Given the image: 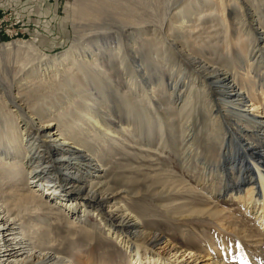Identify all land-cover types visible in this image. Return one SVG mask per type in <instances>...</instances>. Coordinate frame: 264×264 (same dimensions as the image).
<instances>
[{"label":"bare ground","instance_id":"6f19581e","mask_svg":"<svg viewBox=\"0 0 264 264\" xmlns=\"http://www.w3.org/2000/svg\"><path fill=\"white\" fill-rule=\"evenodd\" d=\"M102 1H66L64 18L70 13L73 19L66 22L65 31L73 28V37L63 50L47 52L36 39L0 43V264L71 263L50 247L32 244L24 223L14 215L21 211L28 219L55 216L65 227H80L84 237L96 240L95 246L116 243L125 252L120 259L128 264H207L203 253L217 251L218 246L222 259L231 250L248 248L247 241L256 246L264 231V102L253 101L254 89L251 98L244 99L236 78L241 77L246 86L250 74L260 73L255 67L264 73L261 55L250 42L254 47L238 54V62L246 61L248 66L240 65L242 72L215 81L209 79V64L203 62L198 67L205 71L201 90L196 89V79L179 84L186 89L181 90L184 99L176 102L172 95H183L176 80L166 98V73L162 71L157 82L149 84L147 64L152 59L168 61L174 51L183 53L181 37L186 41L189 28L196 26H186L184 21L175 25L183 36H165L162 42L171 49L163 48L159 58L144 24L147 0H109L108 6L118 17L111 40L96 32L105 10ZM214 1L216 7L223 3ZM221 19L225 22L223 15ZM253 29L261 36L260 27ZM214 82L220 87L222 102H207ZM138 92L142 104L135 105ZM201 93L205 98L199 102ZM174 116H179L177 121ZM140 123L151 138L134 144L162 154L156 158L162 164L159 168L150 169L151 162L133 165L131 161L134 149L129 144ZM118 144L122 145L120 158L113 153ZM139 152L137 156H154ZM81 159L84 167L78 172L73 164ZM44 161L47 167L42 166ZM55 164L61 173L44 171ZM105 168L111 178L121 175L136 186L152 170L147 185L150 199L137 191L122 196L121 190H109V183L106 188ZM6 177L12 183L6 184ZM227 207L238 212L229 222ZM163 223L173 226L176 234L191 230L199 238L206 237V251L185 247L177 237L166 238V231L159 227ZM214 223L219 239L208 237ZM223 227L238 236L240 247L233 238L230 248Z\"/></svg>","mask_w":264,"mask_h":264},{"label":"rangeland","instance_id":"374dc122","mask_svg":"<svg viewBox=\"0 0 264 264\" xmlns=\"http://www.w3.org/2000/svg\"><path fill=\"white\" fill-rule=\"evenodd\" d=\"M66 1L67 0H0V43L13 41L15 39H36L38 43H40L41 48L46 50L47 52H57L65 49L66 47H68L73 37V28L71 29L72 25H70L69 27V29H71V32L67 33L65 31L66 22H71L73 19L71 17L72 14L70 13H67V18H64V5L66 4ZM109 3V0H103L101 3L102 7H105V10L103 12V16L99 20H97L99 23H101V29L96 31L98 34H101L102 38H105L107 40L113 39L116 31V26L118 24V17L114 13V10L108 6ZM147 3L148 6L146 12V22L144 24H146L149 39H152L151 41H153L152 50H155L154 52H156L159 58L160 55L161 58L164 55V49H171L170 47H167V44H164L162 42L165 36L171 39H175V33L176 35L181 34V36H183V34L175 28V25H181L184 21V25L186 26H196L194 27L195 30L189 28L191 33L186 41L183 37H181V40L185 42L183 53L181 52V54H179V52L173 50L174 57H172L168 61L164 60L165 62H162L163 60L160 61L157 59H152L147 64L149 72V80H147V83L149 84L156 83L158 80L157 78L159 77L160 73H162V71L166 73L167 77L163 81L164 86L166 85L164 87L165 93L163 95L166 98L170 97V94L172 92V86L174 85L175 80L176 83H178V90H180V92L181 90H184L186 88L185 86H179V84L182 85L184 83L183 85H185L187 84V81L188 84H190L193 79H196V89L201 90V80L205 71H200L198 67L203 62H206L207 65L209 64V68L207 70L209 71L207 72L210 76L209 79L211 81H215L217 80V78H220V76L224 77L226 75L225 77H232V74L234 75L236 73L242 72V70L239 69L240 65L248 66L247 64L249 63L246 61L245 63L244 61L242 62L243 65L238 62V54L240 53V50L249 51L255 46L254 49H256L257 54L261 55L260 60L264 61V0H223L221 6L217 5L219 9L218 7H216L214 0H147ZM110 10L112 11V13L110 12ZM167 11L168 14L166 15L165 13H167ZM165 15V22L164 24H162ZM221 15L224 16L225 22L221 19ZM130 26H132L133 28L139 27L138 25ZM254 27H260V30L262 32L261 36H259L255 32V30L253 29ZM174 29L176 31H174ZM238 31H240L241 33ZM213 32L216 33L213 34ZM231 32L233 35L230 34ZM204 35L207 37L205 38ZM191 36L194 38V40ZM246 36L249 38H247ZM204 40H206V43L204 42ZM248 46L251 48H249ZM160 47L162 48L160 49ZM206 49L210 50L208 51ZM210 56L211 59L209 58ZM180 60L182 61L179 62ZM159 67H162V69H160ZM194 67L197 69H194ZM163 69H165L166 71ZM255 69L260 73H258V75L256 76L250 74L248 79L246 80V86L242 84L243 79L241 77L236 78L237 85L242 89V93L245 97L244 99L251 98L250 96L252 95V91L254 89V95L256 96L253 98V101L264 102L263 94H261L264 93L262 91L264 90V73H262V69L259 70L256 67ZM176 70L179 73H177ZM177 74L181 75L178 76ZM209 88V93H211H208L209 98L207 99V102H222L219 99L220 95L218 90L220 87L216 84V82H214L213 84L210 83ZM181 93L183 95L180 98L177 94L172 95L176 102H181L184 99V91ZM139 97L140 96L138 92L137 94H135V102H133L135 105L142 104V102H138ZM204 98L205 97L201 93V97H199V102L204 100ZM260 110H262L261 107ZM178 118L179 116H174V121H177ZM136 126L138 128L136 129V132L134 131V137L131 138L132 142L131 144H129V146L133 147L134 149V151L132 152L133 156H131V161L133 162V165H135L136 162H146V164L148 162H151L152 166L150 169L159 168L160 166H162V164H159L160 161L156 158H158V156H163L162 154H159L155 150L149 149L146 146L139 148L137 145L134 144L135 141L145 142L146 140L151 138V135L148 133L147 129L144 128L143 123L137 124ZM155 135L158 136L159 133L155 132ZM117 138L119 142H121V144L125 143L124 141H121V137ZM114 146L116 148V150H113V153H116L115 157H122V155L120 154L122 152V145L121 147L119 146V144L117 146ZM83 149L85 150L86 148ZM118 151L120 153H118ZM139 151H142L144 153L148 152L149 154H153L154 156H137L135 152L140 153ZM86 153L90 154L88 150H86ZM47 165V162H42V166L47 167ZM58 166L60 167V165L57 164L51 165L48 167L49 169H46L44 171H56ZM73 166L75 170H77L78 172H82L83 170L81 169V167H84V160L81 159L77 162H74ZM121 169L122 168L119 167L118 171H121ZM104 170L107 172L103 173L105 177L103 176L104 179L102 180L105 184L109 183V190H121L123 191L121 195H125L126 197L129 195H134L135 191H137L139 192V196H144L150 199L152 192L149 191L147 185L150 183L148 175L153 173L152 170L147 173L146 178L139 179V182H137V184L139 183V185L137 186L134 185L136 184L135 182L132 183L131 181H128L127 178H124L121 175L116 176L117 178H111V173L110 171H108V168H105ZM56 172L61 173L62 170ZM55 176H57L59 179L61 178L60 174L55 173ZM4 180L6 184L12 183V179H9V177L4 178ZM107 184L104 185L106 186V188ZM65 189L68 190L69 188L66 187ZM76 192L77 191L74 190L72 193L75 194ZM232 208L233 207H227L224 210L226 216L225 218L228 222L229 220H232L231 218L238 214L237 210H235L236 208ZM15 214L17 215L18 220L24 223V231L30 238L32 244L41 247H50L58 251V255L71 261L70 264H114L115 260L118 261V264H128L124 259H120L122 258V256H125V252L123 248H121V246L116 243L113 244L109 241H106V244L104 243L103 245L95 246L94 244L96 243V240L84 237L80 233V227L71 224H68L67 227H65L62 224L63 221L57 219L55 216H52L50 218L41 217L39 219L32 220L28 219V217H25L27 213L24 211L14 213V215ZM217 225L218 224L216 223L212 225L211 230L208 231V237H211L213 235L216 239L217 237L218 239L220 238L219 228L217 227ZM159 227L166 231V238L173 239L177 237L181 241V243L183 242L185 247L194 245L200 247V249L202 248L203 252L206 251V237L204 238L205 240L201 237L199 238L191 230L185 231L182 235L178 233L176 234L172 229L174 228L173 226H169L164 223ZM225 227H223L222 229L225 233V237H227L230 241V248L233 247L234 240L235 243H239L238 245L240 247L242 244L238 236L233 235V231L229 227ZM104 236L105 234H102L100 237L104 238ZM195 236L197 237V239ZM259 239H257L259 240V242L256 246L252 242L247 241V250L239 247V249L237 250L230 249V255L226 256L224 259H222V255L217 252L220 248V246H218L219 248H215L217 251L203 253L205 254L204 259H206L205 261L207 264H217V262L222 261H225L224 264H264V231L261 232ZM249 245L251 247H249ZM103 247L105 248L103 249ZM214 259L216 260V262L213 263L212 261ZM221 259L222 261H220Z\"/></svg>","mask_w":264,"mask_h":264}]
</instances>
